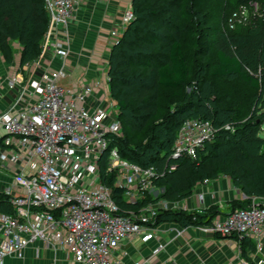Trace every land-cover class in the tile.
Listing matches in <instances>:
<instances>
[{
  "label": "built area",
  "instance_id": "1",
  "mask_svg": "<svg viewBox=\"0 0 264 264\" xmlns=\"http://www.w3.org/2000/svg\"><path fill=\"white\" fill-rule=\"evenodd\" d=\"M85 3L44 0L49 23L39 58L22 72L9 69L0 79V90L13 94L0 110V194L12 210H0V264H7V258L25 259L32 247L38 257L49 248L73 255L78 264H121L120 249L135 237L143 243L157 241L154 258L193 228L209 236L253 239L256 264H264V202L237 209L207 208L206 193L195 192L208 186L209 179L196 184V206H191L192 195L170 201L157 187L166 173L175 171L177 160H197L215 140L219 129L213 121L185 120L163 169L140 166L120 154L116 141L122 123L106 96L108 71L91 80H70L73 23ZM247 5L230 15L229 28L235 29L236 21L249 24L264 18V0H248ZM135 18L130 4L110 28L109 42L118 43ZM213 206L218 213L208 222L158 223L162 212L205 216ZM162 233L174 236L164 240ZM241 263L251 264L245 258Z\"/></svg>",
  "mask_w": 264,
  "mask_h": 264
},
{
  "label": "trees",
  "instance_id": "2",
  "mask_svg": "<svg viewBox=\"0 0 264 264\" xmlns=\"http://www.w3.org/2000/svg\"><path fill=\"white\" fill-rule=\"evenodd\" d=\"M186 1L190 9L184 11ZM203 1L132 0L131 6L136 18L113 46L108 71L111 93L116 97L115 90L124 91L118 99L124 121L121 115L119 120L122 129L125 127L124 122L128 123L130 129L125 136L117 139L116 146L120 154L131 162L163 169L183 122L189 118L211 120L219 129L215 140L207 143L199 152L197 160L183 157L176 161L175 171L166 173L157 183V187L163 189L161 197L170 201L190 197L197 183L224 174L248 198L264 197V150H259L257 146L264 142L258 130L261 122L254 120L235 132L225 128L226 124L238 119L243 111L241 107H225L222 102L214 103L217 101L205 104L203 99L194 104L206 108L202 116L189 117L182 122L176 118L188 112L190 102L153 123L162 109L156 89L161 86L184 91L188 85L192 72L189 57L184 52V31L180 20L189 15L193 23L202 26L205 21L202 19ZM241 1L234 0L232 8L223 0L225 4L222 5L221 22L227 19L229 12L234 11ZM48 23L44 0H0V53L6 61L13 58L11 40L22 46L23 65L26 61L36 60L41 54V42ZM252 24L249 28L238 27L226 35L217 34V61L209 67L211 76L238 75L247 86L261 87L264 78V18L256 19ZM255 27L258 32L253 37ZM160 58L163 60L160 61ZM117 200L128 208L129 205L121 197ZM217 209V206L211 207L205 216L196 212H162L157 219L159 224L178 223L189 226L208 222L218 213ZM0 210L12 211L1 194Z\"/></svg>",
  "mask_w": 264,
  "mask_h": 264
},
{
  "label": "crops",
  "instance_id": "3",
  "mask_svg": "<svg viewBox=\"0 0 264 264\" xmlns=\"http://www.w3.org/2000/svg\"><path fill=\"white\" fill-rule=\"evenodd\" d=\"M131 3V0H86L80 10L79 19L73 23L74 49L70 58L73 73L77 71V74H84L88 77L87 80L107 73L100 67L104 64V62H101L103 53L107 51L108 32L110 28L119 23L123 11ZM86 41L92 44L90 49L86 46ZM77 42H81L83 47L79 46L80 49H77ZM82 49L84 52L81 51ZM104 56L106 55L104 54ZM0 64L1 79L9 70L3 62L0 61ZM71 78L73 81L77 79L75 77ZM12 98V93L9 94L0 90V110L6 108ZM1 177L0 189L4 184L3 177L2 179ZM199 192L206 193L207 208L212 205L230 208V201L234 199L241 201L248 198L245 193L237 187H232V184L229 181L225 182V180H215L209 183L208 186H200L196 189V193ZM191 199V206L199 205L196 195H192ZM161 235L164 240L174 236L169 233H162ZM157 244V241L143 243L138 237L130 239L119 251L118 256L121 259V264L145 263L146 261V264H242L241 261L244 258L251 264H256V254L258 253L253 239L245 238L243 241H239L236 238L209 236L198 232L195 228L189 229L185 236L169 244L161 254L153 258L151 257L153 255L152 251ZM262 248L260 255L264 256V239ZM26 256L22 260L7 258L6 263L78 264L75 262L73 255L65 251L55 253L49 248H43L40 257H38L35 255V248L32 247L27 251Z\"/></svg>",
  "mask_w": 264,
  "mask_h": 264
},
{
  "label": "rangeland",
  "instance_id": "4",
  "mask_svg": "<svg viewBox=\"0 0 264 264\" xmlns=\"http://www.w3.org/2000/svg\"><path fill=\"white\" fill-rule=\"evenodd\" d=\"M228 3V6L233 8L235 2L234 0H225ZM236 2L238 0H235ZM132 2V0H131ZM185 2L184 4V11L190 9L189 4ZM248 0H242L239 3L241 5H247ZM223 0H204L203 1V12H202V19H205L202 26L199 24L192 22V17L189 15H185L181 18L180 24L182 25V30L184 31L183 40H184V52L186 56L189 57L190 60V68H191V76L188 82V85L185 87L184 91H178L175 89H169L164 87H158L156 90L158 95L160 96L159 104L161 105V110L157 114V116L153 119V123L156 122L161 117H164L166 114H173L174 110L178 107H183L184 105H189L188 112L184 115L179 114L176 118L182 122L183 120L189 117H199L205 114L206 108L199 107L198 105H194L197 101H202L205 99V104H209V102H222L225 107H241L242 113L239 114L238 119L234 123H228L226 126L232 132H235L236 129H239L242 125L249 124L254 122V120H259V134L262 138H264V78L261 82V87L259 88H251L247 86L240 77L237 76H220V77H213L210 75L209 67L217 61V48L215 45L216 36L218 33H224V35L235 31L238 27H251L252 23H243L241 24L239 21H236L235 29L229 28L227 21L234 13V11H230L227 19L224 22H221V12H222V5ZM256 21V20H253ZM256 24V23H255ZM252 24V25H255ZM257 27L253 29V37L257 36ZM124 35V34H123ZM122 35V36H123ZM122 38V37H121ZM87 42V41H86ZM85 42V43H86ZM81 42H77L76 46L77 49L83 47ZM84 43V44H85ZM115 43V42H114ZM112 41L106 43L107 51L103 53L102 61L104 62L103 66L100 67L104 71H109L111 65V58L110 54L113 49ZM11 46H13V58L11 61L7 62L5 57L0 53V61L6 64L7 69H12L17 72H22L23 66L27 63H32L33 61H26L25 65L21 62V51L22 46L19 45L17 42L11 40ZM86 46L90 49L92 44L90 42L86 43ZM105 48V47H104ZM77 51V50H76ZM75 51V53H77ZM81 51L84 52L82 49ZM89 52V51H87ZM104 54L106 56H104ZM99 57V56H98ZM39 58V57H38ZM37 58V59H38ZM160 61L163 59L160 58ZM1 65V64H0ZM30 67V66H29ZM69 72L71 76L74 78H80L82 76L83 79H87L88 77L84 74H77L78 72L71 71V67L69 68ZM72 78H70L71 80ZM63 85H68L67 81L62 82ZM127 91V89H124ZM116 97L111 93L110 89H107L106 96L110 99V104L114 107L117 115H121V118L124 117L123 111L118 105L119 96L121 97L124 91L115 90ZM198 103V102H197ZM247 109V111H245ZM245 111V112H244ZM212 116V115H211ZM124 121V118H123ZM125 123V127L122 129V136H125L129 132L128 123ZM121 136V137H122ZM258 149L263 151L264 150V142L258 143ZM9 175V174H8ZM221 180L225 182H230L232 187L236 188L233 181L228 177L226 174L220 175L215 179H209V183L212 181ZM208 183V184H209ZM238 189V188H237ZM243 192V191H242ZM196 193V192H195ZM193 194L195 196L196 194ZM244 193V192H243ZM264 197H249L245 200H237L234 199L229 202L230 208L236 207H246L252 204L263 203ZM239 238V237H237Z\"/></svg>",
  "mask_w": 264,
  "mask_h": 264
}]
</instances>
